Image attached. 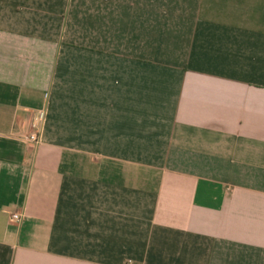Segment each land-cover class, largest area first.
I'll list each match as a JSON object with an SVG mask.
<instances>
[{"label":"crops","instance_id":"crops-1","mask_svg":"<svg viewBox=\"0 0 264 264\" xmlns=\"http://www.w3.org/2000/svg\"><path fill=\"white\" fill-rule=\"evenodd\" d=\"M0 264H264V0H0Z\"/></svg>","mask_w":264,"mask_h":264},{"label":"built area","instance_id":"built-area-1","mask_svg":"<svg viewBox=\"0 0 264 264\" xmlns=\"http://www.w3.org/2000/svg\"><path fill=\"white\" fill-rule=\"evenodd\" d=\"M45 121V112H39L34 118L31 119L29 124V131L20 137V139L28 144H37L40 139L43 123ZM11 219L15 222L20 221V216L13 214Z\"/></svg>","mask_w":264,"mask_h":264}]
</instances>
